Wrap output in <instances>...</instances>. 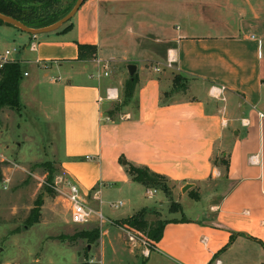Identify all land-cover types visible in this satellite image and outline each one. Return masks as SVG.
<instances>
[{
    "label": "crops",
    "instance_id": "crops-1",
    "mask_svg": "<svg viewBox=\"0 0 264 264\" xmlns=\"http://www.w3.org/2000/svg\"><path fill=\"white\" fill-rule=\"evenodd\" d=\"M71 22L64 33L32 36L0 25V45L18 47L23 109L42 107L51 124V115L60 114L62 142L50 154L61 172L96 205L104 202L105 185L127 191L136 183L153 197L131 180L125 162L165 175L181 191L221 173L211 203L193 208L191 217L179 202L182 216L142 250L140 264H264V0H83ZM77 43L96 45L95 56L78 59ZM168 51L175 55L173 67L154 71ZM104 60L107 76L98 64ZM26 64L35 66L31 84L21 81L29 75ZM131 64L137 120L132 105H121ZM174 74L186 78V88L159 105ZM212 86L224 89L212 94ZM108 89L114 98H107ZM51 98L57 105L49 108ZM113 105L121 111L117 120L107 117ZM214 154L225 166L212 163ZM192 192L199 201L200 193ZM142 207L151 204L106 213L120 219Z\"/></svg>",
    "mask_w": 264,
    "mask_h": 264
},
{
    "label": "rangeland",
    "instance_id": "rangeland-1",
    "mask_svg": "<svg viewBox=\"0 0 264 264\" xmlns=\"http://www.w3.org/2000/svg\"><path fill=\"white\" fill-rule=\"evenodd\" d=\"M1 36L0 33V38ZM23 67L29 75L22 76L21 81L27 80L31 84L30 79L36 75L35 66L26 64ZM94 72L96 74V71ZM125 72L124 78H127V71ZM128 75L135 73L128 72ZM146 77L143 74L141 79ZM185 81L187 83V80ZM33 90L36 93V87ZM37 91L40 93L42 103L46 104L48 97L44 87L41 86ZM180 95L174 97L171 93L167 95L161 91L159 105H164L167 98L171 100ZM121 98L123 102L126 101L125 92H122ZM55 102L56 98L54 100L51 98V102L47 103L48 107L56 106ZM127 105L133 106L131 119L137 120L139 118L137 90L134 102L128 100ZM137 105L138 109H135ZM114 107L113 105L109 109L108 112L111 113L109 117L117 119L121 111ZM49 108L44 109L48 112ZM49 121L42 107L28 108V111L23 107L20 110L3 108L0 111V264H79L84 261L87 264H140L144 257L142 250L145 247L149 250L154 246L148 241L145 232L125 229L115 223L116 219L111 218L104 224H97L94 221L84 224L71 223L69 209L67 210L66 206L68 203L66 194L59 189L65 188L59 179L65 180L67 177L50 154L53 150L59 149L62 142L60 114L58 112L52 114V124ZM137 139H141V135ZM5 145H9V149L6 150ZM159 147L162 148L161 145ZM217 155H213V160H219L220 157H216ZM221 182L223 174L220 173L204 183L181 191L178 185L169 181L167 185L170 196L164 195L159 187L153 186L149 187L156 190L152 198L146 197L144 189L136 183L127 187V191L117 186L105 185L102 210L106 216L110 209L114 215H119L130 211L131 208L151 204L152 211L146 215L148 228L157 219L182 216L175 202L181 203L186 216H194L196 213L192 209L198 210L199 207L210 204L211 196L215 193L214 187L221 186L223 184ZM224 188L225 185L218 194L221 195ZM192 190L200 193L199 201L191 197ZM38 197L42 200L38 222L26 227V220L33 215L31 209ZM118 199L124 201L122 206L110 208L107 205V201L116 202ZM86 202L96 205L88 200ZM96 230L98 237L88 242ZM130 235L133 239L129 238Z\"/></svg>",
    "mask_w": 264,
    "mask_h": 264
},
{
    "label": "trees",
    "instance_id": "trees-1",
    "mask_svg": "<svg viewBox=\"0 0 264 264\" xmlns=\"http://www.w3.org/2000/svg\"><path fill=\"white\" fill-rule=\"evenodd\" d=\"M75 1L76 0H0V13L15 18L28 27L40 28L52 24L63 17L68 11H70ZM71 19L60 29L56 30L55 33H64L71 29ZM2 24L10 25L0 20V25ZM29 35L32 36L31 34ZM77 50L78 59L86 60L95 56L97 52V46L94 44L77 43ZM21 75V66L19 61L8 63L0 70V110L3 108L20 110L22 108L19 100V81L21 79ZM185 80L186 78L180 74H174L172 78V86L170 90L166 91L165 93L169 95V93L172 94L174 92L184 91L186 88ZM135 84L136 75H131L125 80L123 92H125L126 101H122L121 105H126L128 100H133L134 102ZM114 108L117 109L119 107L115 106ZM110 114L111 113L107 112V117L110 120L118 119L110 118ZM119 160L122 161L123 157L121 156ZM212 163L217 166H225V161L223 158H219V160L214 159L212 160ZM125 170L132 181L140 183L145 188L157 186L161 189V192H163L164 195L170 196V189L167 185V182L170 180L165 175L156 173L145 165H136L131 162H125ZM190 195L192 198L196 200L198 199L197 193L190 191ZM174 202L175 201H173V203ZM175 203L179 209V204L177 202ZM41 205L42 200L40 197H38L34 201V207L31 209V214L33 215L26 220V227L38 222V215L40 213ZM150 211H152L150 208L142 207L129 216L116 219L115 223L128 230L145 232L147 234L148 241L152 244H155V242H157L161 237L164 225L167 222L176 221L177 219H157L151 226L147 228L146 215L151 213ZM97 237L98 231L96 230L93 233V236L89 237L88 242H92ZM79 264H87V262L84 261Z\"/></svg>",
    "mask_w": 264,
    "mask_h": 264
},
{
    "label": "built area",
    "instance_id": "built-area-1",
    "mask_svg": "<svg viewBox=\"0 0 264 264\" xmlns=\"http://www.w3.org/2000/svg\"><path fill=\"white\" fill-rule=\"evenodd\" d=\"M34 46L31 45V48ZM18 52L17 46H1L0 45V70L4 67V65L12 62L18 61L15 57V54ZM175 62V55L168 51L165 61L162 64H156L153 66L154 71H160L161 66L172 68L173 64ZM98 64L101 65L103 69V75L107 76L111 72V68L109 66V62L107 60L104 61H98ZM221 90L224 89L222 86L220 88ZM219 88L212 86L210 88V92L212 94H217L220 91ZM115 97V91L113 89H108L107 92V98H114ZM108 119V118H107ZM61 185L63 187L61 188V192L66 194V199L69 204V216L71 223L74 224H84V223H90V222H96L97 224H104L108 221H110V218H108L102 210V202L99 201L98 205H92L83 198L80 188L78 184L69 179L66 178L65 180L59 179ZM147 195L151 197L153 193L155 192V189H148ZM122 202L120 200L110 201L108 202V206L111 208H118L120 207ZM130 239H133V236L130 235ZM214 264H221V261L219 259L215 260Z\"/></svg>",
    "mask_w": 264,
    "mask_h": 264
},
{
    "label": "water",
    "instance_id": "water-1",
    "mask_svg": "<svg viewBox=\"0 0 264 264\" xmlns=\"http://www.w3.org/2000/svg\"><path fill=\"white\" fill-rule=\"evenodd\" d=\"M82 1L83 0H76L73 7L70 9V11H68L63 17H61L57 21L53 22L52 24H49L47 26L40 27V28L28 27L25 24H23L22 22L16 20L15 18H12L10 16H6L2 13H0V20H2L4 23H8L10 25H13L14 27L20 29L21 31L26 32V33L31 34V35L47 34V33H51V32L58 30L66 22H68L75 15V13L78 10L79 6L81 5ZM134 68H135L134 65H132V64L129 65V67H128L129 72H133ZM191 186H192V184H190V183L186 184L182 188V191H185L186 189H188Z\"/></svg>",
    "mask_w": 264,
    "mask_h": 264
}]
</instances>
